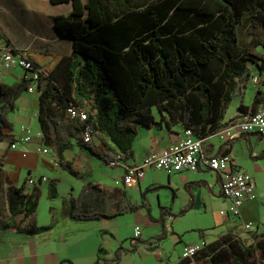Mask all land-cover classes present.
Wrapping results in <instances>:
<instances>
[{
  "label": "trees",
  "instance_id": "1",
  "mask_svg": "<svg viewBox=\"0 0 264 264\" xmlns=\"http://www.w3.org/2000/svg\"><path fill=\"white\" fill-rule=\"evenodd\" d=\"M49 1L71 3L68 15L54 17V27L71 39L72 52L40 77L38 128L60 164L93 195L85 193L87 206L83 198L69 197L68 216L96 220L144 209L152 219L144 198L132 202L123 190L101 188L67 160L65 152L76 144L102 161L103 155L114 154L129 159L137 126L160 124L153 108L168 126L178 123L199 138L234 120L235 116L226 118L227 110L253 76L251 64L264 71V58L253 51L264 47V0ZM26 89L24 78L0 83V143L12 130L8 114ZM263 103L264 94L257 91L251 105L239 104L238 111L255 112ZM68 107L83 109L86 119L70 117ZM84 127L92 131V144L83 142ZM13 140V135L8 138L9 143ZM3 158L0 230L35 234L50 229L56 222L53 208L49 224L40 226L35 220L40 182L30 188L17 186L5 175ZM100 193L112 202L115 196L112 212L92 209L104 201ZM47 195L58 196L57 179L48 181ZM159 222L164 231L162 217ZM263 244L246 245L227 233L175 264H264Z\"/></svg>",
  "mask_w": 264,
  "mask_h": 264
},
{
  "label": "crops",
  "instance_id": "2",
  "mask_svg": "<svg viewBox=\"0 0 264 264\" xmlns=\"http://www.w3.org/2000/svg\"><path fill=\"white\" fill-rule=\"evenodd\" d=\"M71 10V3L54 5L49 0H0V12L3 14L9 12V16L15 21L11 36L5 31L6 41L0 42V46L8 44L19 50L25 49L33 62L40 66L45 73H49L63 56L70 55L72 52L71 39L59 34L54 27V17L60 14L68 15ZM262 74L264 75V71ZM22 77L23 72L15 67L3 72L0 83L12 84L22 79ZM250 84L254 92L251 94L250 101L246 102L244 100ZM257 91L264 94V83L252 82L250 79L242 94H238L241 101L236 105V110L231 115H227L226 118L235 116V119H238L244 113L238 111L239 104L249 107ZM24 93L15 101L14 110H32L34 116L38 109V95L27 91ZM260 109L264 110V103ZM151 112L156 121L161 120L160 124L137 126V135L132 144L133 156L126 159V163L137 164L146 154L161 150L178 141L183 135V128L180 124L176 123L168 126L157 111L152 109ZM30 120L31 117H23L25 124H29ZM37 129L38 126L35 130ZM38 144L39 140L34 138L27 145V154L30 152L35 153V147ZM14 151L16 152L9 154L4 152L2 154L4 155L3 165L8 164V160H19L18 155L20 156L21 153L19 150ZM203 152L208 155H226L235 167L253 177L256 184V197L244 200L238 207L236 214L230 212L231 202L222 195L220 174L204 166L196 171L180 169L170 173L161 169L149 168L146 170L144 177L131 186H125L122 183L124 170L121 167L119 168L123 172L115 174L110 180L96 178L95 172H85L89 179L98 182L100 187L108 192L115 189L123 190L132 202H140L144 198L151 208L152 219L147 216L144 209L132 212L134 215L147 217L152 223H158V217L163 218L165 227L162 234H158L156 237H142L139 233L138 237L134 238L135 244H131L132 251L137 250L145 258H151L153 264H175L182 258L181 253L184 244L208 243L227 233H232L246 245L255 244L257 241L264 243V238L261 237V234L264 233V134L248 132L242 133L233 139H224L214 134L204 140ZM161 171L164 174H160ZM5 175L18 186L22 172H5ZM29 177H32V172L28 175ZM39 182L40 184L43 182L40 181V177L35 184ZM25 186L30 188L32 185L26 182ZM85 193L91 194L87 189H85ZM71 196L74 197L70 194ZM91 196L93 195L91 194ZM112 198L114 202L115 196H112ZM65 199L67 201L69 198ZM87 205L88 201L85 200V206ZM54 213L56 216L55 224L50 229L43 231L49 232L58 225L56 210H54ZM62 214L69 217L67 202L62 205ZM187 215H192L205 224L201 225L198 222L194 227L184 229L182 233H178L170 227V224L180 221ZM118 216L101 219H115ZM248 222L252 226L245 229L244 224ZM189 230H202V233L198 232L199 236L189 241L186 234ZM207 230H215L217 235L208 237ZM43 231L26 234L17 233L12 229L0 230V264H47L48 251L43 248L40 249L33 240L35 236ZM114 232L115 230L112 232L105 228L95 231L98 239V251L89 257L92 264H94L96 258H98L96 264H101L98 263L100 259L104 261V264H109L113 253L117 258L115 264H135L129 258L131 256L128 252L120 257L117 255V250H120L123 245L121 238ZM168 237L174 244V248L179 245L180 249L177 259L173 261L164 256L167 254L164 251V244ZM147 238L149 241H144ZM60 240L62 247L66 246V237L62 236ZM50 254L55 261L61 263L68 260L75 264L70 257H60V254H53V252ZM127 256L129 257L127 258ZM85 258L88 257L85 256ZM125 258L127 259L124 260Z\"/></svg>",
  "mask_w": 264,
  "mask_h": 264
},
{
  "label": "rangeland",
  "instance_id": "3",
  "mask_svg": "<svg viewBox=\"0 0 264 264\" xmlns=\"http://www.w3.org/2000/svg\"><path fill=\"white\" fill-rule=\"evenodd\" d=\"M14 25L15 21H13V18L9 16V12L4 14L0 12V42L6 41L5 31L11 36ZM253 51L264 58L263 46H257L253 49ZM251 66L253 68L252 75H257L258 81L264 83V75L262 72L259 71L253 63ZM18 70L23 72L21 67H18ZM253 92V87L250 84L244 101H250V97ZM24 95H26V93H24ZM240 101L241 97L238 94L233 96L228 107L226 117L227 115H231L236 110V105L240 103ZM153 110L156 111L154 108ZM24 116L31 117L29 125L32 127V131H35L38 126V121L36 120L37 118L33 116L32 110L18 111V109H16L8 114V120L12 125V130L7 131L8 138L12 135H17V133L20 132L21 123L25 124L23 122ZM8 138H5L0 143V156L4 152L7 154L16 152L10 148ZM65 158L72 161L74 165L79 166L86 172H95L96 178L98 177L110 180L115 174L123 172L119 167H111L97 156L90 155L87 150L85 151V149L80 148L76 144L71 150L66 151ZM18 159L19 160L15 161L8 160V164L3 165V168L5 172H22L19 185L22 182L26 185V180L31 172L36 183L38 178L41 176H45L48 181L49 179H57L58 196L54 199L48 198V181H43L39 185L40 195L35 213L37 225H47L51 222L50 208L56 210V215L58 217L59 223L56 227L49 232L43 231L33 239L40 249L43 248L45 251H48V257L46 258L47 264H69L70 262L68 260L62 261L61 263L55 261L53 256L50 254L52 252L53 254H60V257L72 258L75 264H92L89 257H91L94 252L98 251V239L95 231L100 228H105L112 232L115 230L114 233L121 238L123 246L120 250H117V255L119 257L128 252L131 257L127 256V258H131L135 264H153L151 258H145L137 250L132 251V245H134L136 241L133 242L131 240L138 237L134 234L135 226L139 227L142 237H156V235L162 234L163 231L160 222L152 223L147 217L134 215L133 213H125L115 219H98L89 221L75 220L64 216L62 214V205L67 202L65 198H69L70 194L74 197L79 196V198H83L85 200V186H82L83 182L70 175L60 164L58 158L57 160L59 164L55 166L51 163L49 156L41 155L36 152V150L35 153L30 152L25 157L18 155ZM160 174H164V172L161 171ZM100 197H104V201L99 204H95L92 206V209L105 213L112 212L114 210L112 200L102 193H100ZM198 222L201 225L205 224L203 221L197 220L192 215H187L180 221L178 220L174 224H170V227L173 228L174 231L182 233L184 229H190ZM207 233L208 237H214V235H217L215 234V230H207ZM186 234L189 241H192L195 237L199 236L198 231L195 230H189ZM62 236H65L67 239V244L65 243L66 246L64 247H62L60 240ZM20 241L22 240L20 239ZM164 251L167 252V254L164 255L166 258H169L171 261L176 260L178 254L180 253L179 245L174 248V244L168 237L164 244ZM85 256L88 258H85ZM111 259L109 260V264H115L117 258L114 253L111 256ZM43 260H45V258H43ZM97 260L98 258L95 259L94 264H96ZM71 263L73 264L72 261ZM98 263L104 264V261L100 259Z\"/></svg>",
  "mask_w": 264,
  "mask_h": 264
},
{
  "label": "built area",
  "instance_id": "4",
  "mask_svg": "<svg viewBox=\"0 0 264 264\" xmlns=\"http://www.w3.org/2000/svg\"><path fill=\"white\" fill-rule=\"evenodd\" d=\"M15 67H21L23 70L22 78L27 82L26 91L38 95L39 80L45 73L44 70L33 62L25 49L19 50L8 44L0 46V82L3 72ZM251 81L258 82L257 75H253ZM66 112L70 117H77L80 120L86 119V113L81 108L68 107ZM34 117H36V113ZM248 132L264 134L263 109L255 112H244L238 119L230 121L211 135L216 134L224 139H233L242 133ZM182 134V137L178 141L171 143L159 151L146 154L137 164L126 163L120 154L103 155V160L111 167L123 168L122 183L125 186H131L139 182L149 168L161 169L170 173L180 169L196 171L204 166L216 171L220 174L222 195L231 202L230 212L232 214L238 212V207L244 200L256 197V184L249 173L235 167L231 159L226 155H208L203 152V142L211 135L205 138L195 137L189 128H184ZM13 137L14 140L10 143V148L19 150L23 157L27 155V145L36 138L39 140V144L35 147L36 152L49 156L53 165L57 166L59 164L56 154L48 145L43 143L39 128L33 132L29 124H21L20 133L15 136L13 135ZM82 139L84 143L92 144V131L89 127H84ZM40 181H47V178L41 176ZM26 182L29 185L36 183L33 177L27 178ZM251 226L250 222L244 224L245 229H249ZM139 233V227L135 226V236H138ZM131 241L134 242L135 239L133 238ZM203 244L204 242L192 245L184 244L182 246L181 257L193 256Z\"/></svg>",
  "mask_w": 264,
  "mask_h": 264
}]
</instances>
